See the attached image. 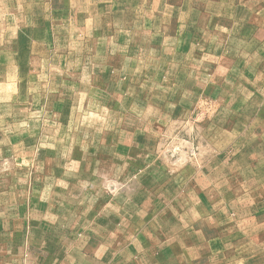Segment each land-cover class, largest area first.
Wrapping results in <instances>:
<instances>
[{"label": "rangeland", "instance_id": "obj_1", "mask_svg": "<svg viewBox=\"0 0 264 264\" xmlns=\"http://www.w3.org/2000/svg\"><path fill=\"white\" fill-rule=\"evenodd\" d=\"M0 264H264V0H0Z\"/></svg>", "mask_w": 264, "mask_h": 264}]
</instances>
